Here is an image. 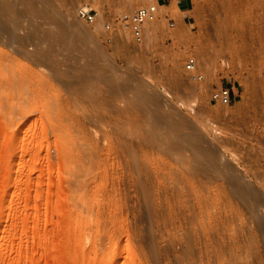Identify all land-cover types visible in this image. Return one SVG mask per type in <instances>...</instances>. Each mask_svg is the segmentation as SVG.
Masks as SVG:
<instances>
[{"label":"rangeland","instance_id":"1","mask_svg":"<svg viewBox=\"0 0 264 264\" xmlns=\"http://www.w3.org/2000/svg\"><path fill=\"white\" fill-rule=\"evenodd\" d=\"M1 2L0 264H264V0Z\"/></svg>","mask_w":264,"mask_h":264},{"label":"built area","instance_id":"2","mask_svg":"<svg viewBox=\"0 0 264 264\" xmlns=\"http://www.w3.org/2000/svg\"><path fill=\"white\" fill-rule=\"evenodd\" d=\"M157 15L158 6L150 3L122 14L118 18V21L127 26L134 42H140L143 37L145 24L154 21ZM76 16L87 23H94L97 19V12L88 7L80 6L76 9ZM173 25V21H170L169 26ZM106 27H109V25L106 24ZM195 63V57L193 55H188L184 64L185 69L188 72H192L194 68H196ZM192 76L195 79H202L203 77L201 74L196 73ZM231 101V91L227 85H220L209 94V103L211 105H227L231 103Z\"/></svg>","mask_w":264,"mask_h":264},{"label":"crops","instance_id":"3","mask_svg":"<svg viewBox=\"0 0 264 264\" xmlns=\"http://www.w3.org/2000/svg\"><path fill=\"white\" fill-rule=\"evenodd\" d=\"M156 4L161 13L168 21L175 23L186 22L190 12L194 9L197 0H148ZM231 91L232 100L238 95L237 86H228Z\"/></svg>","mask_w":264,"mask_h":264},{"label":"bare ground","instance_id":"4","mask_svg":"<svg viewBox=\"0 0 264 264\" xmlns=\"http://www.w3.org/2000/svg\"><path fill=\"white\" fill-rule=\"evenodd\" d=\"M1 1H2V0H1ZM1 1H0V2H1ZM1 3H2V2H1ZM3 3H5V2H3ZM0 5H1V4H0ZM43 22H44V21H43ZM148 23H150V22H148ZM89 34H90V33H89ZM86 36H87V35H86ZM195 61H196V60H195ZM195 66H196V69L194 68V70L191 72V73H193V74H195V71H197V65H196V63H195ZM193 74H192V75H193ZM57 124H58V123H57ZM68 129H69V128H68ZM216 130H217V129H216ZM53 131H54V130H53ZM61 131H62V130H61ZM222 163H223V162H222ZM243 186H244V185H243ZM261 190H263V189H261ZM263 191H264V190H263ZM247 198H248V197H247ZM257 201H258V200L255 201L256 203H255V205L252 207L253 209H255V208L257 209L258 206H259V204H260V203H258V202H259V201L261 202L260 199H259L258 202H257ZM256 204H257L258 206H256ZM247 206H248V205H247ZM248 207H249V206H248ZM260 208H261V207H260ZM240 236H243V234H240ZM244 241H247V242H248V239L245 238Z\"/></svg>","mask_w":264,"mask_h":264}]
</instances>
